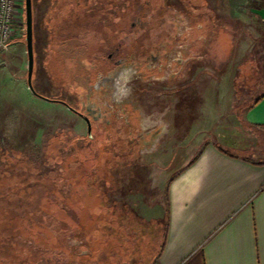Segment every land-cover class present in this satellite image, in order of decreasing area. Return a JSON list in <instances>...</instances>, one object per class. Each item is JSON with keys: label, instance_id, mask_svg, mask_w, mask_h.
Returning a JSON list of instances; mask_svg holds the SVG:
<instances>
[{"label": "rangeland", "instance_id": "374dc122", "mask_svg": "<svg viewBox=\"0 0 264 264\" xmlns=\"http://www.w3.org/2000/svg\"><path fill=\"white\" fill-rule=\"evenodd\" d=\"M263 1L182 0L179 3V0H165L163 6L171 7L167 11L175 12L183 23L167 47L154 10L149 42L166 48L170 60L162 55L161 60L172 65L184 45L193 52L186 55L187 64L179 75L177 68L167 64L153 66L152 59L148 69L139 68L143 76L137 85L138 91L133 94L138 96L141 118H135L138 111L131 116L124 113L128 122L123 124L132 126L129 138L132 142L149 130L148 148L137 151L125 138L123 144L103 154L106 148L95 138H88V129L77 115L62 104L45 102L29 92L24 53V0H16L8 46L0 51V195H4L0 196V233L4 236L0 237V264H72L71 254H67L72 240H68L69 246L62 243V236L72 233V224L41 214L39 200L48 194L60 204L64 200L68 205H75L80 213L83 207L75 203L72 195L75 183L69 181L77 179L78 166L86 171L83 176L90 193L86 207L89 218L87 213L81 218L85 227L82 236L90 235L95 226V238L110 241L114 252L128 255L134 251L136 237L147 236L149 232L134 230L136 234L129 241L123 238L129 230L123 226L131 217L130 211L118 204L116 195L120 189L138 187L147 191L144 198L149 202V210L159 213L160 219H157L161 221L169 181L205 143L217 142L236 155L264 161V128L250 127L242 119L244 110L264 94V20L255 8ZM42 17L41 13L36 15L39 31L36 32L32 86L43 97L77 108L70 89L75 95L83 94L84 86L75 84L74 76L79 70L66 61V67L57 73L51 64L50 36L41 22ZM13 43L20 44V55L14 49L7 53ZM193 60L195 63H191ZM172 73L179 78L170 80ZM153 75L162 79L154 81ZM139 119L147 121L146 124ZM75 160H87V163L79 165ZM90 160L94 163L89 164ZM2 180L5 181L2 183ZM103 195L101 199L96 197ZM92 199L99 201L93 208ZM99 209L105 211L101 222ZM29 214L35 217L39 228L34 229L39 232L32 231L31 237L25 223L13 217L19 230L9 240L6 229L10 217L27 218ZM161 235L162 223L158 222L153 228L155 240L149 242V236L145 237L143 261L154 257ZM121 245L124 249H119ZM76 249L87 250L82 245Z\"/></svg>", "mask_w": 264, "mask_h": 264}, {"label": "crops", "instance_id": "0c3cea01", "mask_svg": "<svg viewBox=\"0 0 264 264\" xmlns=\"http://www.w3.org/2000/svg\"><path fill=\"white\" fill-rule=\"evenodd\" d=\"M255 8L264 20V1L258 2ZM34 17L33 12L35 61L39 30ZM20 47L19 43H13L7 53L14 49L20 55ZM242 119L250 127L264 128V94L244 110ZM146 192L130 187L120 189L116 197L119 206L130 211L131 219L123 226L130 234H136L134 230L149 232L150 242L155 240L154 226L162 223L154 257L143 261L142 255L146 253L143 243L147 236L140 235L135 239L132 254L101 255L104 262L264 264V161H253L227 151L217 142H207L169 181L161 221H158L159 213L149 210V202L144 198Z\"/></svg>", "mask_w": 264, "mask_h": 264}, {"label": "flooded vegetation", "instance_id": "af4514ba", "mask_svg": "<svg viewBox=\"0 0 264 264\" xmlns=\"http://www.w3.org/2000/svg\"><path fill=\"white\" fill-rule=\"evenodd\" d=\"M164 4L165 0H32L34 16L43 15L41 22L50 36L51 64L57 71L65 68V62L69 61L70 67L79 70L74 76L75 84L83 85L85 89L83 94L75 95L69 88L77 101V108L69 106L70 111L84 122L86 130L87 119L88 138H95L108 150L116 149L125 138L137 151L148 148L149 130L132 142L129 140L132 126L123 124L128 122L124 118L126 113L131 116L138 111L135 118H141L138 96L133 94L138 91L137 85L143 76L139 68L148 69L149 59H152L153 66L167 64L177 68L179 75L187 64L186 55L193 52L189 46L180 47L178 58L169 65L161 60V55L170 60L166 48L149 42L150 22L155 14L159 16L160 35L166 40V47L173 42L177 27L183 25L175 12L167 11L171 7ZM154 10L155 14L152 13ZM125 68L132 69L135 74L130 85L134 88L131 97L117 103L112 99L113 81ZM169 77L170 80L179 78L174 73ZM152 78L157 82L162 79L155 75ZM59 101L55 103L61 104ZM139 120L140 123L147 122Z\"/></svg>", "mask_w": 264, "mask_h": 264}, {"label": "trees", "instance_id": "16d2710c", "mask_svg": "<svg viewBox=\"0 0 264 264\" xmlns=\"http://www.w3.org/2000/svg\"><path fill=\"white\" fill-rule=\"evenodd\" d=\"M103 147L105 148L106 146H103ZM108 152H109V150L106 149L103 154H107ZM106 161L110 162V160H106ZM75 162H78L79 165H84L87 163V160H75ZM108 162H106V163H108ZM90 163L93 164L94 161L90 160L89 164ZM76 171L78 174L77 179L73 180V178H72L71 180L69 179V181H71L72 183H75L74 191H72V195L75 196V203L78 205L80 204L83 207V209L80 211V213H79V210L75 208V205H73V204L68 205V203H66V201L64 202V200L60 201V202H62V204H60L58 201L52 199V197H50L46 193L47 195L44 194L43 196L40 197V200H39V203H41V205H42L40 207V209L42 208L41 214L46 215L50 219L52 218V219H56L60 222L65 221L66 224L67 223L72 224L73 231H71V232L73 234L70 233L69 236H62V239H63L62 243H64L65 246L66 245L69 246V244H68L69 239H71L72 243H74L71 246H69V250H67V251H70V249H71V251L68 252L67 254H71V263L72 264L73 263L74 264H112L111 261L110 262H104L103 258H101V255H104V257L106 255H109L111 257L114 254L116 255L117 252L113 251V248H114L113 243H111L110 241H106L105 239L95 238L94 237L96 235L95 226H93V229H91L90 231L88 230L90 232V235L85 234L84 236H82L83 229L85 227L82 225L81 218L86 213H87L88 218H89L88 208L86 209V207L89 206V205H87V203L89 201L88 199L90 197V193L85 187L87 185L86 184L87 183L86 176H83L84 174H86V173H84L85 169H83V167L78 166ZM4 181L5 180H2V183ZM0 196H4V195H0ZM96 197H97V199H101V197L103 198L104 195L100 196V197H98V196H96ZM97 199L91 200L92 202H94L93 204L91 202L92 208H93V206H95L96 201L99 204V201ZM44 209H46V211H43ZM74 209H76V210H74ZM70 212L72 213V215L69 214ZM104 212L105 211L103 209L98 210L99 222L102 221L100 219H102L104 217L103 216ZM13 217L17 218L19 222L25 223L24 225L26 226L27 230L28 231L30 230V232H31V234H30L31 237L33 236L32 231L33 232L36 231V233L39 232V231H37V229L36 230L34 229V227H36V228H39V227L35 224V217L33 215L29 214V216H27V218L15 215V216L10 217L12 219L9 220L8 227L6 229L7 230L6 235L10 236L9 240H12L13 238H15L14 235H16L17 230H19V228L16 226V224L13 223ZM7 218H9V217H7ZM23 220L25 222H23ZM39 226L41 228L43 227L42 224ZM103 227H105V226H103ZM26 228H25V230H26ZM108 229H110V230H108L109 233H111V235H114L113 229L111 227H108ZM2 230L4 232V228ZM33 234H35V233H33ZM133 234L134 233L130 234L129 230H128L127 234H125V237H123V238L124 239L129 238ZM0 237L2 239L4 238L3 233H0ZM31 237H29V238H31ZM51 238H53V236H51ZM132 238H135V237H132ZM54 239H56V238H54ZM58 241H60V240H58ZM78 245L84 246V248H86L87 250H83V252L77 251V249L75 250V248L78 247ZM73 246H74V248H73ZM70 247H72V248H70ZM67 249H68V247H67ZM119 249H121V248H119ZM75 251H77V252H75Z\"/></svg>", "mask_w": 264, "mask_h": 264}, {"label": "water", "instance_id": "95a60500", "mask_svg": "<svg viewBox=\"0 0 264 264\" xmlns=\"http://www.w3.org/2000/svg\"><path fill=\"white\" fill-rule=\"evenodd\" d=\"M24 24H25V48L27 55V63H26V83L29 92L45 101V102H55L46 97L39 95L32 86V75H33V66H34V51H33V9H32V0H24ZM62 105H64L67 109L72 110L65 102L59 101ZM88 125V133L90 132V127L87 119L85 120Z\"/></svg>", "mask_w": 264, "mask_h": 264}, {"label": "built area", "instance_id": "2783aa9c", "mask_svg": "<svg viewBox=\"0 0 264 264\" xmlns=\"http://www.w3.org/2000/svg\"><path fill=\"white\" fill-rule=\"evenodd\" d=\"M16 0H0V51L7 48Z\"/></svg>", "mask_w": 264, "mask_h": 264}, {"label": "clouds", "instance_id": "9594fccd", "mask_svg": "<svg viewBox=\"0 0 264 264\" xmlns=\"http://www.w3.org/2000/svg\"><path fill=\"white\" fill-rule=\"evenodd\" d=\"M134 72L130 68L121 69L113 81L112 99L120 102L131 94V81L134 78Z\"/></svg>", "mask_w": 264, "mask_h": 264}]
</instances>
